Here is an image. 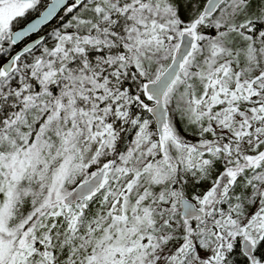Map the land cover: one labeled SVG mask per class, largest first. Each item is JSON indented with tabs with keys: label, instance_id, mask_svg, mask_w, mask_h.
<instances>
[{
	"label": "snow or ice",
	"instance_id": "snow-or-ice-1",
	"mask_svg": "<svg viewBox=\"0 0 264 264\" xmlns=\"http://www.w3.org/2000/svg\"><path fill=\"white\" fill-rule=\"evenodd\" d=\"M0 264H264V0H0Z\"/></svg>",
	"mask_w": 264,
	"mask_h": 264
}]
</instances>
